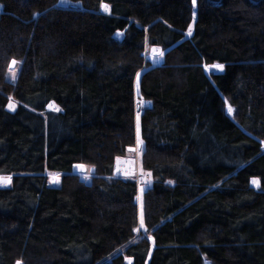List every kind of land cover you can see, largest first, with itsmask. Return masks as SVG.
Here are the masks:
<instances>
[{
  "label": "trees",
  "instance_id": "16d2710c",
  "mask_svg": "<svg viewBox=\"0 0 264 264\" xmlns=\"http://www.w3.org/2000/svg\"><path fill=\"white\" fill-rule=\"evenodd\" d=\"M263 148L264 0H0V264H264Z\"/></svg>",
  "mask_w": 264,
  "mask_h": 264
},
{
  "label": "rangeland",
  "instance_id": "374dc122",
  "mask_svg": "<svg viewBox=\"0 0 264 264\" xmlns=\"http://www.w3.org/2000/svg\"><path fill=\"white\" fill-rule=\"evenodd\" d=\"M66 5H68V2H65V1L61 2V6H66ZM194 8H196V5L194 6ZM101 11L104 13L109 12L108 10L107 11L105 10V7H103ZM193 18H194V20L196 19V12L193 14ZM191 32H192V30H191ZM117 36L122 37V34L119 33V34H117ZM146 58H147V60H150V62L153 66L161 65L162 61H163V55L160 54V48L151 49V47H149V50L147 51ZM157 58H158V60L156 61ZM216 65H219V64L206 66L205 70L210 75L222 72L223 69L215 67ZM9 69L11 71L12 76L15 78L18 75L20 65L16 66V64H15L14 68H9ZM144 70L145 69H143L140 73H138V76L135 80L136 81V84H135L136 134H137L135 148L137 150L135 152H130L129 154H126L123 157L118 158V160L116 162L115 169H114V173L116 176H118V177H132V178H135L136 182H138V185H139V192H138L139 208L141 207V205L143 203L145 191L153 185V179H152V177L150 178L151 174H149L146 170H144L142 167V164H141L142 156L144 153V145H143L144 143L142 142V140H140L141 134H140L139 124H140L141 115L143 113L142 111L144 110V107L148 105V104H146L144 99H142L139 96V94H140V79H141L142 74L144 73ZM10 104L13 105V108L9 107V109L11 111H13L15 109V104L13 102H11ZM57 109L58 108L54 104H50L47 108V111L56 112ZM229 113H231V112L229 111ZM137 117L139 118L138 121H137ZM140 144H141V150L138 148ZM142 146H143V149H142ZM8 177L11 178V176H0V189L9 188L11 186L12 179H10V182H3V178H8ZM85 177L91 178L89 173H87L85 175ZM59 181H60L59 175L53 174L51 176V184L53 186H58ZM142 229H143V227L141 226L139 231H142Z\"/></svg>",
  "mask_w": 264,
  "mask_h": 264
},
{
  "label": "water",
  "instance_id": "95a60500",
  "mask_svg": "<svg viewBox=\"0 0 264 264\" xmlns=\"http://www.w3.org/2000/svg\"><path fill=\"white\" fill-rule=\"evenodd\" d=\"M13 61H15V60H12L11 61L10 68H14V66L16 64V63L13 64ZM138 148L141 149V144L139 145ZM136 150L137 149L135 147L128 148V151H130V152H135ZM78 166H83V167H78ZM73 171H74L75 174H80L81 175L82 182H85V184L88 187H91L92 186V183H93L92 177L91 178H86L85 175L89 172V174L91 176H94L96 174L95 168H91L90 170H88L87 167L84 166V165H77V166L74 167Z\"/></svg>",
  "mask_w": 264,
  "mask_h": 264
},
{
  "label": "snow or ice",
  "instance_id": "6c2138e0",
  "mask_svg": "<svg viewBox=\"0 0 264 264\" xmlns=\"http://www.w3.org/2000/svg\"><path fill=\"white\" fill-rule=\"evenodd\" d=\"M193 3H195V0H193ZM105 7V10L107 11L108 10V6L107 5H105L104 6ZM189 35H191V28L189 29ZM161 55H163V53L161 52L160 53ZM16 62L15 61H13V64H15ZM215 67H217V68H220V69H223V65H216ZM9 107L10 108H13V105L12 104H9ZM57 110H59V109H57ZM229 111L231 112L232 111V109L231 108H229ZM138 117H137V121H138ZM78 167H83V166H78ZM10 177H8V178H3V182H10ZM253 183H256L255 181H253ZM141 224H143V218L141 217ZM18 264H20V262H18Z\"/></svg>",
  "mask_w": 264,
  "mask_h": 264
},
{
  "label": "crops",
  "instance_id": "0c3cea01",
  "mask_svg": "<svg viewBox=\"0 0 264 264\" xmlns=\"http://www.w3.org/2000/svg\"><path fill=\"white\" fill-rule=\"evenodd\" d=\"M151 49H153V48H151ZM147 104V103H146Z\"/></svg>",
  "mask_w": 264,
  "mask_h": 264
}]
</instances>
